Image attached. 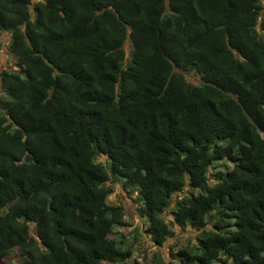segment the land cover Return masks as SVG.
I'll return each mask as SVG.
<instances>
[{
  "label": "trees",
  "instance_id": "obj_1",
  "mask_svg": "<svg viewBox=\"0 0 264 264\" xmlns=\"http://www.w3.org/2000/svg\"><path fill=\"white\" fill-rule=\"evenodd\" d=\"M260 1L0 0V264H140L112 182L198 232L150 264H264Z\"/></svg>",
  "mask_w": 264,
  "mask_h": 264
},
{
  "label": "rangeland",
  "instance_id": "obj_2",
  "mask_svg": "<svg viewBox=\"0 0 264 264\" xmlns=\"http://www.w3.org/2000/svg\"><path fill=\"white\" fill-rule=\"evenodd\" d=\"M261 16L258 23V28L262 32L264 28V0L260 1ZM10 32H3L0 36V71L4 68L15 69V57L9 47ZM128 54L129 47L125 46ZM187 79L192 83L199 81L197 73H185ZM4 96V91L0 81V98ZM105 156L100 154L97 156L98 162H104ZM229 163L226 161H218L210 168L211 174L218 172L219 170L228 169ZM214 181V178H211ZM107 185L111 188V193L108 195V200L112 204H120L124 208L125 216L124 220L126 225L119 227V236L125 244L133 245V253L131 258H135L140 264H150L152 257L155 253H159L165 261H176L174 253L180 247L192 244L196 242L197 231L190 228H181L174 224L170 228L173 231V235L168 236L166 241L161 246L154 245V242L150 239L149 234L146 232L148 223L143 221L144 219L139 215L138 208L140 202L137 201L136 191L129 193L128 190L123 189L121 182H112ZM185 190L182 191V194ZM170 209L165 210L164 216L168 221L172 219ZM177 262V261H176ZM7 263L20 264L18 254L11 256ZM178 263V262H177ZM174 264H176L174 262Z\"/></svg>",
  "mask_w": 264,
  "mask_h": 264
}]
</instances>
